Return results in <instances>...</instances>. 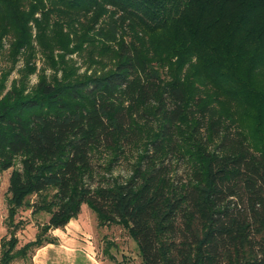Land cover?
I'll list each match as a JSON object with an SVG mask.
<instances>
[{
    "label": "trees",
    "instance_id": "obj_1",
    "mask_svg": "<svg viewBox=\"0 0 264 264\" xmlns=\"http://www.w3.org/2000/svg\"><path fill=\"white\" fill-rule=\"evenodd\" d=\"M36 14L120 38L109 73L0 99L8 227L23 207L49 216L19 250L2 238L0 264H31L82 205L141 264H264V0H0L22 41Z\"/></svg>",
    "mask_w": 264,
    "mask_h": 264
},
{
    "label": "rangeland",
    "instance_id": "obj_2",
    "mask_svg": "<svg viewBox=\"0 0 264 264\" xmlns=\"http://www.w3.org/2000/svg\"><path fill=\"white\" fill-rule=\"evenodd\" d=\"M118 16L109 15L106 21ZM37 30L29 24V33L22 41L17 31L0 27V99L9 90L20 91L23 96L32 94L40 81L61 82L79 80L84 77L100 76L114 68V53L120 37L111 34L105 23H90L89 17H80L70 27L51 28V23L44 26L43 17ZM66 20L75 19L73 15ZM76 20V19H75ZM12 169L0 172V241L9 238L15 232L18 240L17 249L33 241L41 226L49 216L44 213L31 215V209L23 207L17 211L14 222H23L18 228L7 224L8 179ZM114 176H124L125 169L115 167ZM35 196L29 202L35 201ZM79 236L88 242L89 253L101 264H141L138 249L126 229L120 225H100L95 213L82 205L76 219L57 231L43 233L42 240L53 237V232L63 236L73 235L77 230ZM56 230V229H55ZM73 239V237L68 238ZM66 240L70 242V240ZM13 264H27L18 260Z\"/></svg>",
    "mask_w": 264,
    "mask_h": 264
},
{
    "label": "crops",
    "instance_id": "obj_3",
    "mask_svg": "<svg viewBox=\"0 0 264 264\" xmlns=\"http://www.w3.org/2000/svg\"><path fill=\"white\" fill-rule=\"evenodd\" d=\"M57 230L59 229L54 231ZM81 233L82 231L79 229L71 236L66 235L65 239L63 236L53 232L55 243L47 244L36 250L31 264H101L89 253L87 245L89 243L79 236ZM70 237H73V239H68ZM67 239L70 242H67Z\"/></svg>",
    "mask_w": 264,
    "mask_h": 264
}]
</instances>
